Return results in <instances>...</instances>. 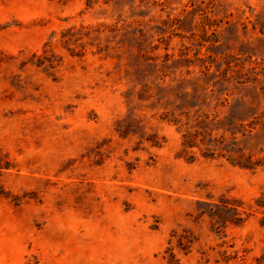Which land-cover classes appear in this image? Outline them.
<instances>
[{"label": "rangeland", "instance_id": "374dc122", "mask_svg": "<svg viewBox=\"0 0 264 264\" xmlns=\"http://www.w3.org/2000/svg\"><path fill=\"white\" fill-rule=\"evenodd\" d=\"M0 264H264V0H0Z\"/></svg>", "mask_w": 264, "mask_h": 264}]
</instances>
